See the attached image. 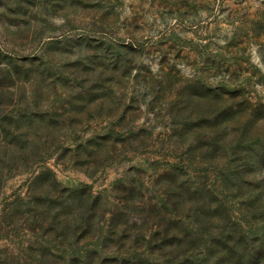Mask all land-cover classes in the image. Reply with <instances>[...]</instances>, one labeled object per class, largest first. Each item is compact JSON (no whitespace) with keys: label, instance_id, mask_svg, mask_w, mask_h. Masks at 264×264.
<instances>
[{"label":"rangeland","instance_id":"obj_1","mask_svg":"<svg viewBox=\"0 0 264 264\" xmlns=\"http://www.w3.org/2000/svg\"><path fill=\"white\" fill-rule=\"evenodd\" d=\"M0 264H264V0H0Z\"/></svg>","mask_w":264,"mask_h":264}]
</instances>
